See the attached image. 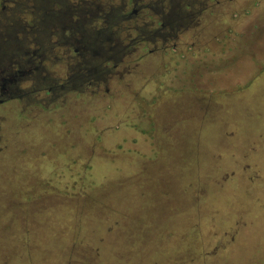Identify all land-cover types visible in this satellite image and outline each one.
Returning a JSON list of instances; mask_svg holds the SVG:
<instances>
[{"label":"rangeland","instance_id":"rangeland-1","mask_svg":"<svg viewBox=\"0 0 264 264\" xmlns=\"http://www.w3.org/2000/svg\"><path fill=\"white\" fill-rule=\"evenodd\" d=\"M174 2L102 84L0 104V264H264V0ZM51 51L22 58L56 85Z\"/></svg>","mask_w":264,"mask_h":264},{"label":"trees","instance_id":"trees-1","mask_svg":"<svg viewBox=\"0 0 264 264\" xmlns=\"http://www.w3.org/2000/svg\"><path fill=\"white\" fill-rule=\"evenodd\" d=\"M174 1L22 0L21 12L29 17L22 24L30 33L25 45L32 43V51L39 48L38 53L44 56L55 47L62 52L60 60L66 65L63 83L48 85L51 80H40L38 86L60 92L112 78L140 43L158 44L168 32L175 35L185 29L170 16L178 9L187 11L189 5ZM36 31L47 33L45 43H37Z\"/></svg>","mask_w":264,"mask_h":264},{"label":"flooded vegetation","instance_id":"flooded-vegetation-1","mask_svg":"<svg viewBox=\"0 0 264 264\" xmlns=\"http://www.w3.org/2000/svg\"><path fill=\"white\" fill-rule=\"evenodd\" d=\"M7 1L8 0H0V15L3 17V21H0V27H2L0 30V104L8 97H21L19 94L21 90L18 89L17 84L28 75H31L33 82H35L34 84L39 83L40 80L50 81L49 76L45 77L41 74L39 67H24L25 63L22 56L25 54L31 53L30 56L39 59H43L44 54L38 53L39 48L32 52L23 50L26 49L25 40L24 38L18 39L15 33L25 32V28L22 22L18 20H9L10 18L5 16L4 13L7 10ZM21 1L22 0L16 1L14 10L21 12ZM175 3L177 4V2ZM186 13V11L178 9V12H173L170 18L173 19V21L185 25L187 18H191V15ZM193 23L191 24L190 22L188 27H191ZM46 36L47 33L45 31H36L34 33V38L37 43H45L44 39ZM51 90L52 88L48 89L49 92ZM52 92L53 94L57 93L54 90ZM27 93H30V91H26V94Z\"/></svg>","mask_w":264,"mask_h":264}]
</instances>
